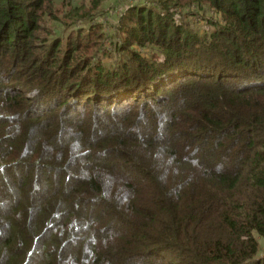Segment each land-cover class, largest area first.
<instances>
[{"label":"trees","instance_id":"obj_1","mask_svg":"<svg viewBox=\"0 0 264 264\" xmlns=\"http://www.w3.org/2000/svg\"><path fill=\"white\" fill-rule=\"evenodd\" d=\"M144 1L0 0V264H264V0Z\"/></svg>","mask_w":264,"mask_h":264},{"label":"rangeland","instance_id":"obj_2","mask_svg":"<svg viewBox=\"0 0 264 264\" xmlns=\"http://www.w3.org/2000/svg\"><path fill=\"white\" fill-rule=\"evenodd\" d=\"M73 2L76 5L79 4L81 6V9H83V5H86L85 8H89L87 10L89 14H91L92 23H96L101 26V34H103V37H105L114 34V28L116 25L115 22L122 9H124V7L126 8L128 4L138 2V0H73ZM65 3L66 0L63 5ZM146 3L148 2L143 0L141 4ZM93 4H97V7L91 10ZM184 11L186 13H191V15L186 14L187 16H183V20H186V22L182 25L186 28L197 30L200 33H203L204 31L210 29L209 23L207 22L208 20H206V18H211L219 21L218 14H216L211 8L207 9L206 5L204 10H196L194 7H191V9ZM66 15L68 16V13ZM62 20H65L67 22L69 21L67 17L65 18L63 16ZM79 23H77L76 25H78ZM60 26L61 23L57 27L60 28ZM105 44L108 46L107 41H105ZM257 241L258 255H261L262 253H264V240L258 237Z\"/></svg>","mask_w":264,"mask_h":264}]
</instances>
